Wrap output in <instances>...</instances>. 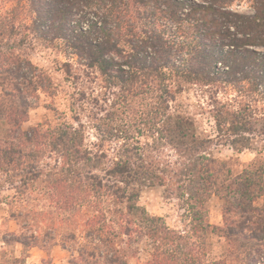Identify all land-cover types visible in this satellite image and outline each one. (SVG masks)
I'll return each mask as SVG.
<instances>
[{"label": "trees", "instance_id": "16d2710c", "mask_svg": "<svg viewBox=\"0 0 264 264\" xmlns=\"http://www.w3.org/2000/svg\"><path fill=\"white\" fill-rule=\"evenodd\" d=\"M5 1L12 5L5 15L0 11V39L7 45L6 51H0V81L13 88L0 93V118L11 123L12 129L0 139V175H11L14 182L20 179L22 187L17 186V191L43 183L59 215L74 212L65 222L87 230V243L79 250L81 256H87L85 263L128 264L114 244L122 236H140L154 242L151 264H205V252L200 250H205L210 234H217L238 241V259L245 252L247 264H264V204L255 205L264 195V169L248 170L242 176L239 219L229 215L234 214L235 204L230 199L228 177L219 184V175L210 168L188 170L206 181L192 203L197 243L138 204L139 186L161 180L165 170L160 161L140 152V161L134 162L128 156L135 146L125 142V154L110 160L113 163L104 168V175L96 174L95 169L107 165V155L104 150L93 152L84 147L81 127L60 126L49 134L38 127L24 129L30 101L15 104L20 86L25 85L26 77L21 75H27L23 72L27 64L37 81L45 77L28 59L30 44L39 39L64 49L79 64L97 69L119 89L114 94L120 103L139 104L149 114L165 115L159 139H165L168 132L171 142H183L191 136L183 124L169 123L170 103L176 96L174 82L179 83V90L182 83L226 84L242 77L251 81L252 88L264 86V0H254L252 14L235 9L242 0ZM64 65L71 73L72 65ZM45 145L61 155V165L48 170L41 165L39 153ZM213 193L227 201L224 227L207 219L205 202ZM79 218L85 221L79 222ZM67 238L77 240L74 229Z\"/></svg>", "mask_w": 264, "mask_h": 264}, {"label": "rangeland", "instance_id": "374dc122", "mask_svg": "<svg viewBox=\"0 0 264 264\" xmlns=\"http://www.w3.org/2000/svg\"><path fill=\"white\" fill-rule=\"evenodd\" d=\"M240 3L234 6L235 9L254 12V0ZM11 5L0 0L1 15H5L6 8ZM6 50L7 45L0 39V51ZM28 51V59L37 70L45 73V77L37 81L30 73L29 64L23 69L27 73L21 75L26 77L25 85L20 86L21 93L15 96V104L20 106L24 100L30 101L24 129L38 127L42 133L49 134L50 130L60 126L81 127L85 131L84 147L93 152L104 150L107 155V165L102 164L93 171L99 175H104V168L112 165L110 160L125 154V142L135 146L132 156H128L134 162L140 161V152L146 158L160 161V167L165 170L161 180L139 186L138 204L150 215L161 217L162 224L189 236L192 241L198 243L199 240L193 234L192 203L206 184L205 180L188 173L192 167L212 169L219 175V184L229 178L226 183L235 204L234 214L229 215L240 218L242 176L248 170L264 169V86H259L258 90L252 88L251 81L242 77L226 84L181 82L183 87L179 90L176 89L179 83L174 82L176 96L170 103L169 123L183 124L191 136L181 143L179 140L171 142L168 132L165 139H159L164 131L165 115L161 118L156 112H145L139 104L129 107L120 103L114 94L119 93V89L106 81L97 69L79 64L76 57L43 40L33 41ZM65 62L72 65L71 73L67 72ZM2 81L0 93L13 88V84ZM11 125L5 118H0V139L6 138ZM43 149L39 153L40 163L46 170L52 165H61L60 154L51 146ZM17 186L22 187L20 179L14 182L11 175H0V264H17V261L18 264L91 263V260L85 263L87 256H81L79 252L87 243L84 239L86 228L65 222L74 212L61 211L59 215V210L47 198L43 183L19 191ZM263 204L264 195L255 200L257 207H263ZM226 206V199L219 193H213L207 199L205 207L210 223L225 226ZM84 209L77 214L82 215ZM84 221L79 218V222ZM73 229L77 234L75 241L67 238ZM22 241L38 244L26 246ZM206 241L205 250L199 249L205 252V264L219 260L223 264H247L245 252L237 258L236 239L210 234ZM114 247L128 264H151L154 258V242L148 237L132 236L129 239L122 236Z\"/></svg>", "mask_w": 264, "mask_h": 264}]
</instances>
